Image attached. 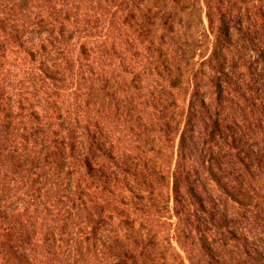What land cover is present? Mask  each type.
I'll return each mask as SVG.
<instances>
[{
    "label": "rangeland",
    "instance_id": "rangeland-1",
    "mask_svg": "<svg viewBox=\"0 0 264 264\" xmlns=\"http://www.w3.org/2000/svg\"><path fill=\"white\" fill-rule=\"evenodd\" d=\"M1 181L34 264H264V0H0Z\"/></svg>",
    "mask_w": 264,
    "mask_h": 264
},
{
    "label": "trees",
    "instance_id": "trees-1",
    "mask_svg": "<svg viewBox=\"0 0 264 264\" xmlns=\"http://www.w3.org/2000/svg\"><path fill=\"white\" fill-rule=\"evenodd\" d=\"M11 191L10 182H0V264H34L36 227L28 221V210L23 211L13 200Z\"/></svg>",
    "mask_w": 264,
    "mask_h": 264
}]
</instances>
